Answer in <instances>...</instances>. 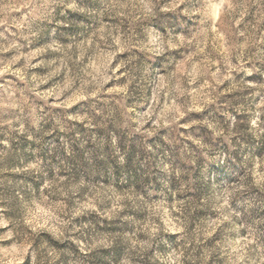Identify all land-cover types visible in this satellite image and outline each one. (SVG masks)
I'll return each mask as SVG.
<instances>
[{
  "label": "rangeland",
  "instance_id": "374dc122",
  "mask_svg": "<svg viewBox=\"0 0 264 264\" xmlns=\"http://www.w3.org/2000/svg\"><path fill=\"white\" fill-rule=\"evenodd\" d=\"M0 264H264V0H0Z\"/></svg>",
  "mask_w": 264,
  "mask_h": 264
}]
</instances>
